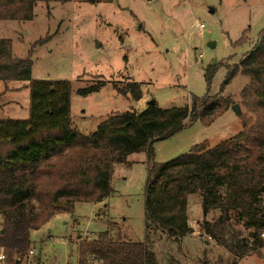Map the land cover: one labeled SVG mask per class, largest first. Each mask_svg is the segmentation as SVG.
Wrapping results in <instances>:
<instances>
[{
    "label": "rangeland",
    "instance_id": "374dc122",
    "mask_svg": "<svg viewBox=\"0 0 264 264\" xmlns=\"http://www.w3.org/2000/svg\"><path fill=\"white\" fill-rule=\"evenodd\" d=\"M34 16L32 21L0 20V39L12 41L16 58L33 60V79L72 82L74 127L90 135L109 116L142 112L151 101L171 109L189 104L192 96L220 93L226 66L238 64L264 30V0H114L94 5L86 0L51 1L38 2ZM200 23L205 30L196 29ZM238 40L246 42L235 45ZM206 71H216L210 87ZM101 82L105 86L98 93L78 95L79 89ZM131 82L141 84L140 101L115 88ZM23 83L0 81V118L28 117L29 89L15 95L20 108L4 109L9 105L6 90ZM248 83L249 78L239 74L225 87L223 96L231 105L211 125L198 120L155 143L156 162L172 161L199 143L213 148L240 133L244 122L256 118L241 96ZM234 104L240 115L232 110ZM147 160V153H138L129 156V164H117L110 197L102 203H78L73 213L55 216L31 232V244L21 254L10 255L0 244V255L5 256L0 264H80V244L106 231L114 240L143 242ZM188 203L194 232L181 246L160 233L151 236L159 264H232L227 250L202 233L203 221L214 220L219 212L205 218L199 195L190 196ZM2 222L0 215V234ZM236 229L246 239L253 232L242 224ZM243 260L241 264H264L257 256Z\"/></svg>",
    "mask_w": 264,
    "mask_h": 264
},
{
    "label": "trees",
    "instance_id": "16d2710c",
    "mask_svg": "<svg viewBox=\"0 0 264 264\" xmlns=\"http://www.w3.org/2000/svg\"><path fill=\"white\" fill-rule=\"evenodd\" d=\"M0 1V20L32 21L38 2L71 0ZM32 68L31 58H16L12 41L0 39V81L27 82L31 95L28 118H0V244L6 252L21 254L31 244L32 231L56 215L73 213L76 204L104 202L114 193L115 166L147 153L144 241L114 240L110 231L102 232L80 244V264H159L151 236L160 233L181 246L194 232L188 212L192 195L202 198L205 218L219 212L214 220L203 221L202 233L227 250L232 264L250 256L264 260V30L238 64L226 66L220 93L192 96L183 107L162 109L156 102L142 112L114 114L90 135L74 127L72 82L33 79ZM215 73L206 71L208 87ZM239 74L249 78L241 96L256 118L213 148L199 143L172 161L156 162L155 143L198 120L211 125L229 110L231 101L223 92ZM104 86L101 82L77 93L88 96ZM115 88L135 101L143 98L138 82ZM238 224L253 231L250 239L236 229Z\"/></svg>",
    "mask_w": 264,
    "mask_h": 264
},
{
    "label": "crops",
    "instance_id": "0c3cea01",
    "mask_svg": "<svg viewBox=\"0 0 264 264\" xmlns=\"http://www.w3.org/2000/svg\"><path fill=\"white\" fill-rule=\"evenodd\" d=\"M12 82H20L21 81H12ZM26 85L23 84H19V85H15L14 87L9 88L8 90H6V98H8V103L9 105L6 107H4L5 110L8 109V107L10 108H20L21 106L19 104H21L20 101H18V98L15 97L16 94L20 93L21 91H23V88L29 89V84L26 82ZM24 85V86H23ZM10 115V114H9ZM29 116V113H28ZM11 118V117H9ZM28 118V117H27ZM14 119V118H12ZM57 216V215H56ZM244 261V260H243Z\"/></svg>",
    "mask_w": 264,
    "mask_h": 264
},
{
    "label": "built area",
    "instance_id": "2783aa9c",
    "mask_svg": "<svg viewBox=\"0 0 264 264\" xmlns=\"http://www.w3.org/2000/svg\"><path fill=\"white\" fill-rule=\"evenodd\" d=\"M205 25L203 23L197 24L196 25V29L199 31H203L205 30ZM200 57H203V55H201ZM31 255H34V251H31ZM0 260L4 261L5 260V256L4 255H0Z\"/></svg>",
    "mask_w": 264,
    "mask_h": 264
},
{
    "label": "water",
    "instance_id": "95a60500",
    "mask_svg": "<svg viewBox=\"0 0 264 264\" xmlns=\"http://www.w3.org/2000/svg\"><path fill=\"white\" fill-rule=\"evenodd\" d=\"M148 2H152L154 0H147ZM152 105L155 104L156 102L154 101H151L150 102ZM232 110L237 114V115H240V108H239V105L238 104H234L232 107ZM3 234V231L1 232Z\"/></svg>",
    "mask_w": 264,
    "mask_h": 264
}]
</instances>
